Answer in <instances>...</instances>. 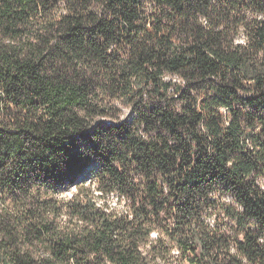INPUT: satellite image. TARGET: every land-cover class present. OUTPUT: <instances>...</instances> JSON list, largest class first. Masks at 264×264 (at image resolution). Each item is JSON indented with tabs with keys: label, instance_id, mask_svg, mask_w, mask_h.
I'll use <instances>...</instances> for the list:
<instances>
[{
	"label": "trees",
	"instance_id": "1",
	"mask_svg": "<svg viewBox=\"0 0 264 264\" xmlns=\"http://www.w3.org/2000/svg\"><path fill=\"white\" fill-rule=\"evenodd\" d=\"M0 264H264V0H0Z\"/></svg>",
	"mask_w": 264,
	"mask_h": 264
},
{
	"label": "rangeland",
	"instance_id": "2",
	"mask_svg": "<svg viewBox=\"0 0 264 264\" xmlns=\"http://www.w3.org/2000/svg\"><path fill=\"white\" fill-rule=\"evenodd\" d=\"M89 175H90V173H89V172L84 174V177H85V179H87L88 181H89V178H88V177H89Z\"/></svg>",
	"mask_w": 264,
	"mask_h": 264
}]
</instances>
